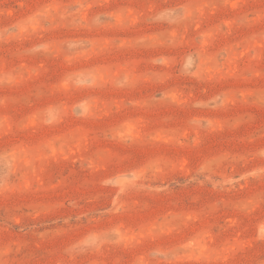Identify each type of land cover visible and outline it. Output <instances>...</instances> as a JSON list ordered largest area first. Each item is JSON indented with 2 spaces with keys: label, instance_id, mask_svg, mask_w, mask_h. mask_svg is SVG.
<instances>
[{
  "label": "rangeland",
  "instance_id": "374dc122",
  "mask_svg": "<svg viewBox=\"0 0 264 264\" xmlns=\"http://www.w3.org/2000/svg\"><path fill=\"white\" fill-rule=\"evenodd\" d=\"M0 264H264V0H0Z\"/></svg>",
  "mask_w": 264,
  "mask_h": 264
}]
</instances>
